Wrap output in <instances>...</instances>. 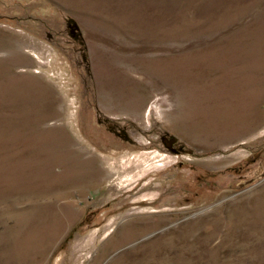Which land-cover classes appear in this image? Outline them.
Returning a JSON list of instances; mask_svg holds the SVG:
<instances>
[{
  "label": "rangeland",
  "instance_id": "374dc122",
  "mask_svg": "<svg viewBox=\"0 0 264 264\" xmlns=\"http://www.w3.org/2000/svg\"><path fill=\"white\" fill-rule=\"evenodd\" d=\"M0 264H264V0H0Z\"/></svg>",
  "mask_w": 264,
  "mask_h": 264
},
{
  "label": "water",
  "instance_id": "95a60500",
  "mask_svg": "<svg viewBox=\"0 0 264 264\" xmlns=\"http://www.w3.org/2000/svg\"><path fill=\"white\" fill-rule=\"evenodd\" d=\"M78 28H79V26L76 24V29H78ZM74 32H75V30H74ZM175 141H176L175 138H173V139H171V140H168V142H169V143H167L168 146H172V144H173Z\"/></svg>",
  "mask_w": 264,
  "mask_h": 264
},
{
  "label": "flooded vegetation",
  "instance_id": "af4514ba",
  "mask_svg": "<svg viewBox=\"0 0 264 264\" xmlns=\"http://www.w3.org/2000/svg\"><path fill=\"white\" fill-rule=\"evenodd\" d=\"M172 146L174 147V145H172ZM172 146H171V147H172Z\"/></svg>",
  "mask_w": 264,
  "mask_h": 264
}]
</instances>
